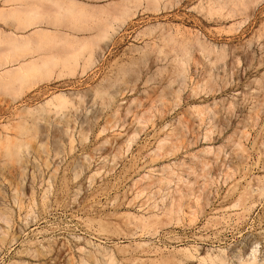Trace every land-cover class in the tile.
<instances>
[{"label": "rangeland", "instance_id": "1", "mask_svg": "<svg viewBox=\"0 0 264 264\" xmlns=\"http://www.w3.org/2000/svg\"><path fill=\"white\" fill-rule=\"evenodd\" d=\"M12 32L69 63L0 79V264H264V0H0Z\"/></svg>", "mask_w": 264, "mask_h": 264}, {"label": "bare ground", "instance_id": "2", "mask_svg": "<svg viewBox=\"0 0 264 264\" xmlns=\"http://www.w3.org/2000/svg\"><path fill=\"white\" fill-rule=\"evenodd\" d=\"M35 13V16L37 14V12H33ZM68 13V12H67ZM84 17V14H82ZM91 16L94 15L90 14ZM31 26H37L36 23H32L29 25V27ZM13 36L15 34H12ZM15 37V36H14ZM16 40H13L11 42V46L13 47V50H17V48L19 47L20 49H23L24 47L26 49H30L31 50H35V52H39L42 51L44 49L43 45H38V46H32L30 45V42H22L23 40H20L18 37H15ZM20 43V45L18 44V42ZM34 44V43H33ZM2 56H0L1 58ZM73 57V56H72ZM64 59V57H59L57 55H49L47 57H43V56H39V57H32L31 59L25 61V62H21L18 65L14 64L13 61L7 62V63H3L5 60L1 61L0 60V69L3 70V75L0 77V79H12V80H19V78L17 77L20 73L21 74H27V73H31L33 71H40L43 74L47 75V73L50 70L51 65L59 63L60 61H62ZM65 63H69V58L65 57L64 59ZM11 65V66H8ZM173 204V203H172ZM99 230H103L102 225L99 226ZM110 255V260H113L114 258H112L111 254ZM254 255V253L252 254ZM204 264H224V261L222 258H216V259H212L210 258L209 260H205ZM240 264H255V259L253 258L250 261H243L240 262Z\"/></svg>", "mask_w": 264, "mask_h": 264}, {"label": "crops", "instance_id": "3", "mask_svg": "<svg viewBox=\"0 0 264 264\" xmlns=\"http://www.w3.org/2000/svg\"><path fill=\"white\" fill-rule=\"evenodd\" d=\"M15 0H3V5H8V6H11V2H14ZM18 7V6H17ZM36 9H28V12H30L31 14H29L30 15V17H31V19H34V18H36L35 17V13H33V11H35ZM36 12H37V10H36ZM28 27H29V25H28ZM37 27V26H36ZM31 28H33V27H31ZM38 28V27H37ZM11 34H15V35H17L18 37H19V35L18 34H16L15 32H12ZM18 42V44L20 45V43H19V41H17ZM21 50L22 49H20L19 47L17 48V50H13V47L11 46V44H8V49H7V51H5L4 53H3V57H2V61L3 60H5L3 63H5L6 62V60L8 59L9 60V57L7 58V55H10L11 57H13V58H17L16 57V55L18 54V52H21ZM15 61H18V62H21V61H19V60H15ZM8 66H10V65H8Z\"/></svg>", "mask_w": 264, "mask_h": 264}]
</instances>
